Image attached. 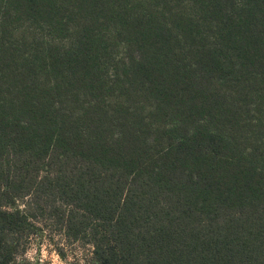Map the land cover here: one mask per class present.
<instances>
[{
    "label": "trees",
    "instance_id": "1",
    "mask_svg": "<svg viewBox=\"0 0 264 264\" xmlns=\"http://www.w3.org/2000/svg\"><path fill=\"white\" fill-rule=\"evenodd\" d=\"M39 214L87 264H264V0H0V264Z\"/></svg>",
    "mask_w": 264,
    "mask_h": 264
},
{
    "label": "rangeland",
    "instance_id": "2",
    "mask_svg": "<svg viewBox=\"0 0 264 264\" xmlns=\"http://www.w3.org/2000/svg\"><path fill=\"white\" fill-rule=\"evenodd\" d=\"M28 199L20 200V205ZM41 230L32 234L20 248V260L26 259L29 264H87L91 259L93 247L86 241H74L67 238L55 220L39 214L33 218Z\"/></svg>",
    "mask_w": 264,
    "mask_h": 264
}]
</instances>
